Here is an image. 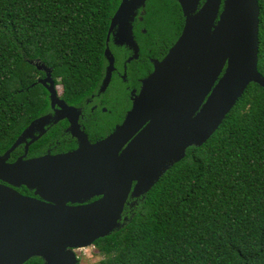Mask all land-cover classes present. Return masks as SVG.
<instances>
[{
    "label": "water",
    "instance_id": "water-1",
    "mask_svg": "<svg viewBox=\"0 0 264 264\" xmlns=\"http://www.w3.org/2000/svg\"><path fill=\"white\" fill-rule=\"evenodd\" d=\"M179 2L185 16L181 35L143 80L122 125L96 143L79 129L76 110L58 98L52 70L31 62L44 72L37 83L47 90L50 105H57L70 119L69 131L78 147L26 159L28 146L51 120L45 115L32 121L0 156V264H24L33 257L44 264H77L76 250L120 227L129 195L147 194L188 148L202 146L249 84L264 89V77L257 69L258 0H205L193 15L186 0ZM143 3L120 2L110 19L105 60L111 63L108 43L113 29L119 28L118 36L131 33L129 21ZM35 131L40 135L34 136ZM26 139L30 142L23 156L8 163ZM22 186L39 198L14 189Z\"/></svg>",
    "mask_w": 264,
    "mask_h": 264
},
{
    "label": "trees",
    "instance_id": "trees-1",
    "mask_svg": "<svg viewBox=\"0 0 264 264\" xmlns=\"http://www.w3.org/2000/svg\"><path fill=\"white\" fill-rule=\"evenodd\" d=\"M118 3L0 0V156L49 111V94L37 83L44 72L31 62L52 70L68 104L95 93ZM258 6L257 69L264 77V0ZM44 144L34 143L30 156ZM138 197L124 210L128 220L94 242L97 264H264V89L249 84L218 130Z\"/></svg>",
    "mask_w": 264,
    "mask_h": 264
},
{
    "label": "flooded vegetation",
    "instance_id": "flooded-vegetation-1",
    "mask_svg": "<svg viewBox=\"0 0 264 264\" xmlns=\"http://www.w3.org/2000/svg\"><path fill=\"white\" fill-rule=\"evenodd\" d=\"M118 1L119 6L122 0ZM204 3L205 0H186V5L193 9L192 15L198 12ZM129 24L131 33L118 36L119 28L115 27L110 34L108 48L111 54V63L106 60L103 78L95 93L84 97L73 105L62 99L61 91L59 92L55 88L58 98L76 110V123L90 143L103 140L116 127L122 125L127 114L132 110L134 100L139 96L143 80L153 72L155 62H159L165 57L181 35L185 25L183 6L179 0H144L143 5L134 10ZM160 32L164 35L157 34ZM107 76H109L108 83L101 90ZM45 115L50 116L51 120L44 125V133L41 136H39V132H34V136H39V138L28 146L26 159L48 154L69 153L78 147L77 139L69 131L71 121L68 117H63V112L57 105L54 107L49 105V111L40 117ZM72 117L75 118V115ZM39 141L45 143L44 152L30 156V147ZM27 142H30V139H26L19 145L22 148L21 154L15 160L9 159L8 163H13L23 156ZM135 185L136 183L133 182L132 188ZM14 189L22 195L39 198L26 187ZM98 198L99 196L93 197L84 203L92 202ZM138 198H132L129 195L123 213L126 206L134 207ZM66 204L79 205L77 202L69 201ZM123 213L122 221L125 217L127 218V215Z\"/></svg>",
    "mask_w": 264,
    "mask_h": 264
},
{
    "label": "rangeland",
    "instance_id": "rangeland-1",
    "mask_svg": "<svg viewBox=\"0 0 264 264\" xmlns=\"http://www.w3.org/2000/svg\"><path fill=\"white\" fill-rule=\"evenodd\" d=\"M58 91H61L60 87L58 88ZM75 253L78 258L77 264H97L102 258L96 253L93 245L87 248L78 249Z\"/></svg>",
    "mask_w": 264,
    "mask_h": 264
},
{
    "label": "snow or ice",
    "instance_id": "snow-or-ice-1",
    "mask_svg": "<svg viewBox=\"0 0 264 264\" xmlns=\"http://www.w3.org/2000/svg\"><path fill=\"white\" fill-rule=\"evenodd\" d=\"M87 243H91V241H87Z\"/></svg>",
    "mask_w": 264,
    "mask_h": 264
}]
</instances>
